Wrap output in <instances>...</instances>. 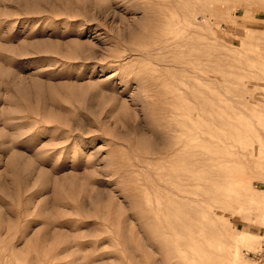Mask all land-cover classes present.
Instances as JSON below:
<instances>
[{
	"label": "rangeland",
	"instance_id": "374dc122",
	"mask_svg": "<svg viewBox=\"0 0 264 264\" xmlns=\"http://www.w3.org/2000/svg\"><path fill=\"white\" fill-rule=\"evenodd\" d=\"M238 229L257 264L264 0H0V264H222Z\"/></svg>",
	"mask_w": 264,
	"mask_h": 264
},
{
	"label": "bare ground",
	"instance_id": "6f19581e",
	"mask_svg": "<svg viewBox=\"0 0 264 264\" xmlns=\"http://www.w3.org/2000/svg\"><path fill=\"white\" fill-rule=\"evenodd\" d=\"M172 146L173 144L168 143L166 150L170 151V149H172ZM237 231L238 232L226 234L227 240L224 243L225 245L224 248L227 251V256H226V260L223 261L222 264H244L242 261V253H241L242 247L251 246V244H254L252 243V238L250 237V235H259L256 232H252V231H247L246 233L248 234L244 233L241 229H238ZM201 251H203V249L200 250V252ZM217 256L220 255L217 254ZM206 264L208 263L206 262Z\"/></svg>",
	"mask_w": 264,
	"mask_h": 264
},
{
	"label": "built area",
	"instance_id": "2783aa9c",
	"mask_svg": "<svg viewBox=\"0 0 264 264\" xmlns=\"http://www.w3.org/2000/svg\"><path fill=\"white\" fill-rule=\"evenodd\" d=\"M252 255L257 264H264V230L261 234L260 247L256 251H254Z\"/></svg>",
	"mask_w": 264,
	"mask_h": 264
}]
</instances>
